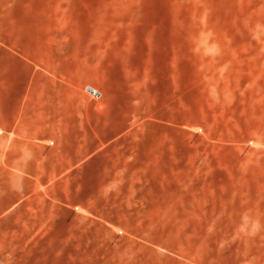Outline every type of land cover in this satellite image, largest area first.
<instances>
[{"label":"rangeland","instance_id":"obj_1","mask_svg":"<svg viewBox=\"0 0 264 264\" xmlns=\"http://www.w3.org/2000/svg\"><path fill=\"white\" fill-rule=\"evenodd\" d=\"M21 2L32 37L53 41L74 31L95 46L109 42L115 76L124 74L123 95L112 91L109 102L94 88L100 99L88 98L100 111L111 105L112 126L125 117L144 138H157L160 163L168 153L173 161L157 183L146 178L137 213L111 227L28 232L19 227L22 215L0 216L3 264H22L24 240L53 241L46 248L59 257L46 261L53 264H264V147L216 141L223 114L227 130L231 123L245 131L264 125V0L0 5L16 11Z\"/></svg>","mask_w":264,"mask_h":264},{"label":"crops","instance_id":"obj_2","mask_svg":"<svg viewBox=\"0 0 264 264\" xmlns=\"http://www.w3.org/2000/svg\"><path fill=\"white\" fill-rule=\"evenodd\" d=\"M19 4L16 11L0 5V216L22 215L19 227L28 232L114 226L137 213L142 184L163 178L173 157L160 163L157 138H144L125 117L112 126L111 105L97 110L85 93L99 89L109 102L112 91L123 95L124 74L115 76L109 42L95 46L74 31L53 41L32 37L29 11ZM220 120L216 141L264 147V125L245 131L231 123L227 130L228 115ZM48 243L24 240L22 264L58 260L56 251L46 255ZM6 260L1 254L0 264Z\"/></svg>","mask_w":264,"mask_h":264},{"label":"built area","instance_id":"obj_3","mask_svg":"<svg viewBox=\"0 0 264 264\" xmlns=\"http://www.w3.org/2000/svg\"><path fill=\"white\" fill-rule=\"evenodd\" d=\"M85 93L93 100H98L101 97L100 92L91 87H86Z\"/></svg>","mask_w":264,"mask_h":264}]
</instances>
